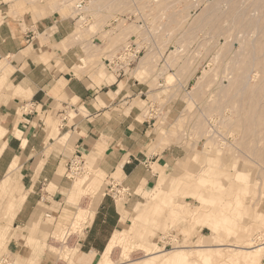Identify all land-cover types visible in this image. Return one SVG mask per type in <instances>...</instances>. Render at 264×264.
<instances>
[{"label":"rangeland","instance_id":"374dc122","mask_svg":"<svg viewBox=\"0 0 264 264\" xmlns=\"http://www.w3.org/2000/svg\"><path fill=\"white\" fill-rule=\"evenodd\" d=\"M42 1L72 20V39L93 41L90 74L117 79L110 95L147 125V154L170 151L149 163L148 180L135 189L103 174L94 154L74 155L71 182L100 175L97 186L81 187V230L104 193L123 211L118 228L150 205L114 249V264H264V251L248 259V249L264 246V0ZM1 82L0 102L9 88ZM13 218L0 215V256L76 264L79 229L66 242L51 237L52 228L38 238L25 229L23 241V229L8 225Z\"/></svg>","mask_w":264,"mask_h":264},{"label":"crops","instance_id":"0c3cea01","mask_svg":"<svg viewBox=\"0 0 264 264\" xmlns=\"http://www.w3.org/2000/svg\"><path fill=\"white\" fill-rule=\"evenodd\" d=\"M47 7L42 0H0V62L5 60L0 63V84L7 78L9 85L0 102V184L12 179L9 197L25 193L8 222L23 229V241L29 238L25 229L38 238L49 228L71 223L81 203V187L100 181L95 174L91 181L71 182L68 168L74 155L94 154L103 174H115L135 189L148 180L149 163L158 165L170 154H147V125L133 109L119 111L120 100L110 95L117 92L112 87L117 79L106 83L90 74L95 71L88 64L93 41L72 39V20ZM99 200L76 238V264H98L121 223L117 205L104 193ZM47 218L52 222L46 223ZM9 241V247L17 244Z\"/></svg>","mask_w":264,"mask_h":264},{"label":"bare ground","instance_id":"6f19581e","mask_svg":"<svg viewBox=\"0 0 264 264\" xmlns=\"http://www.w3.org/2000/svg\"><path fill=\"white\" fill-rule=\"evenodd\" d=\"M79 5H81V4H78L77 7ZM1 134H2V131L0 132V135ZM15 165H16V162L13 163L12 167H15ZM11 185H12V179H10V178H6L0 184V215L2 217H4V216H8L10 218L14 217L15 214H16V211L18 210L19 204L22 202L23 198L25 197V193H20V192H17L16 194H14L11 197L7 196V192L10 189ZM261 193H263L262 195H264V190ZM99 199H100V197H97L96 199H94L95 200L94 203H93V208L94 209L97 206V203H98ZM153 199L158 200L157 198H154V197H153ZM149 206L150 205H148V206L147 205L146 206L142 205V207L136 208L135 209V214L132 217L131 223L129 222L130 223L129 224V228H123V227L122 228H118L111 234V236H110V238L108 240V243H107L106 247L104 248V250H103V252L101 254V259H100L98 264H114L113 260L111 258V254L113 253L114 249L117 246H119V244L124 242L125 236H126L128 230L130 229V226L133 223V221L137 220V219H140L142 217L145 218V215L148 212V207ZM80 210H82V209H80ZM80 210L77 211L76 213L74 212L75 215L73 216L74 219H73V224L71 226H69V227H66V226L57 227L55 230H53V231L51 230L50 236L53 237V238H59V239L65 241L67 239V237L70 235V231H72V229L73 230L79 229L80 231H82L81 230V226H82L81 225L82 224L81 223V219H83L85 216L83 214H81ZM84 212L86 213V211H83L82 213H84ZM121 212H123V211H121ZM123 219H124V216L122 215L121 222L123 221ZM79 223H81V224H79ZM77 226H79V227H77ZM213 228L216 229L217 227L215 226ZM204 241H203V243H204ZM207 243H210V242H207ZM263 247L262 246H258V247H254V248L248 249V252H249L248 259H250V260L251 259L252 260H258V257L261 254H263V251H264Z\"/></svg>","mask_w":264,"mask_h":264},{"label":"built area","instance_id":"2783aa9c","mask_svg":"<svg viewBox=\"0 0 264 264\" xmlns=\"http://www.w3.org/2000/svg\"><path fill=\"white\" fill-rule=\"evenodd\" d=\"M81 5H79L78 7H80ZM71 165H72V162H70V165H69V170L71 169ZM117 186V184H111L110 186V191H113L115 189V187ZM118 194V191L116 192L115 191V194ZM116 195L112 196L113 198H116ZM0 264H17L15 258L13 256H11L10 254H3L0 256Z\"/></svg>","mask_w":264,"mask_h":264}]
</instances>
